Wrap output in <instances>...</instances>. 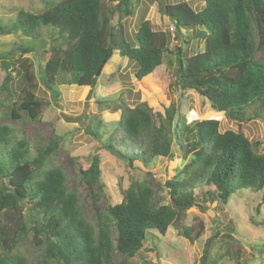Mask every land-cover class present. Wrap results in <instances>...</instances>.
Returning <instances> with one entry per match:
<instances>
[{"label": "trees", "instance_id": "obj_1", "mask_svg": "<svg viewBox=\"0 0 264 264\" xmlns=\"http://www.w3.org/2000/svg\"><path fill=\"white\" fill-rule=\"evenodd\" d=\"M204 1L198 10L188 1L163 4L160 10L173 21L172 31L154 30L151 21L143 19L130 35L123 21L135 16L134 0H43L39 12L21 10L11 25L0 24V34L21 33L36 40L44 27L55 29L59 43L43 49L42 83L49 90L60 84L95 87L98 69L116 50L136 64L139 81L174 54L176 71L169 84L199 93L214 110L242 122L250 105L264 107V63L257 58V52L264 53V0ZM172 39L181 42L171 48ZM193 40H200L203 50L187 55L184 43L189 46ZM35 51V46L16 43L15 49L0 53L7 72L0 91L8 94L5 108L12 119L26 115L37 120L45 109L46 101L36 93L33 63L22 62L24 73L15 69L17 59ZM171 64L170 60L169 76ZM13 70L25 80L16 97L11 91ZM116 109H122V114L111 134L121 130L123 138L139 147L127 156L109 139L111 154L133 167L136 161L148 166L153 158L180 153L182 169L166 182L171 202L158 203L154 187L134 179L122 202L107 209L96 205L92 221L69 174L53 163L60 138L53 136L33 155L30 141L18 140L13 128L0 122V264H32L16 250L19 239L29 236L31 229L35 244L43 249L42 264H116L117 253L126 257L127 264L128 257L142 250L151 230L165 235L170 226H178L188 209L207 210L217 198L227 205L243 189L264 190L262 144L244 132H221L217 119L191 123L186 115L179 116L174 104L164 113H154L147 102L134 107L123 102ZM105 129L104 121L93 118L86 127L90 135L103 138L109 132ZM79 172L89 188L104 193L100 157ZM184 235L192 240L188 231ZM209 249L202 263L217 264Z\"/></svg>", "mask_w": 264, "mask_h": 264}, {"label": "rangeland", "instance_id": "obj_2", "mask_svg": "<svg viewBox=\"0 0 264 264\" xmlns=\"http://www.w3.org/2000/svg\"><path fill=\"white\" fill-rule=\"evenodd\" d=\"M180 1H188L196 10L205 4L204 0H134L135 16L127 17L123 22L130 35H134L143 19L150 20L154 30L172 31L173 21L161 12L160 7ZM43 6V0H0V24L11 25L21 10L39 12ZM57 37L52 27H44L36 40L23 37L21 33L0 34V53L15 49L16 43L36 47L35 52L24 54L15 61V69L24 73L22 62L25 65L33 63L38 83L36 93L46 101L39 119H31L26 115L22 119H12L5 108L9 103L8 94L0 91V122L13 128V134L18 140L25 138L30 141L33 155L41 145L49 143L53 136L60 138L61 145L53 163L60 165L69 174L70 184L79 193L81 206L90 220L95 221L96 205L107 209L109 205L122 202L125 189L134 179H143L153 186L158 203H170L166 182L181 171L184 163L178 151L173 158H153L148 166L136 161L133 167L127 160L111 154L107 148L109 139H113L115 148L127 156L134 155L139 147L123 138L121 130L111 134L122 114V109H116V106L123 102L131 107L147 102L154 113H164L174 104L179 116L186 115L191 123L217 119L221 132L242 131L251 141H260L261 152H264V107L260 108L258 103H254L246 109L244 121L231 120L224 113L214 110L211 102L199 93L171 86L169 82L174 79L176 71L174 54L167 55V63L156 69L154 74L139 81L135 77L136 64L123 58L116 50L98 76L95 87L60 84L54 90L47 89L42 83L45 64L43 49L58 44ZM180 42L172 39L170 47L174 48ZM185 48H188L186 54L191 55L202 51L203 43L193 40ZM257 58L264 63L263 52H257ZM170 60L169 76L166 70ZM13 73H17V70H13ZM20 73L15 74L11 83L14 97L25 83ZM6 75L0 61V89ZM91 118L106 123L105 130L109 132L104 138L87 133L86 127ZM97 156L100 157L105 185L102 194H98L96 187L89 188L79 172L80 169L89 168ZM196 193L202 201V193L199 190ZM151 231L142 250L135 257H128L127 264H203L201 260L207 247L210 248V257L219 260L217 264H264V190H240L227 205L217 198L210 202L207 210L194 206L187 210V215L178 226H170L165 235L158 230ZM186 231L192 240L184 235ZM33 234L31 229L29 236L21 237L16 250L32 264H42L43 249L35 244ZM125 261L126 257L116 254V264H125Z\"/></svg>", "mask_w": 264, "mask_h": 264}, {"label": "water", "instance_id": "obj_3", "mask_svg": "<svg viewBox=\"0 0 264 264\" xmlns=\"http://www.w3.org/2000/svg\"><path fill=\"white\" fill-rule=\"evenodd\" d=\"M185 45H186V44L184 43V47H185ZM112 53H113V52H112ZM112 53H111V55H112ZM111 55H110V56H111ZM108 59H109V58H106V59L104 60V62L102 63V65L100 66V68L98 69V71H97V76L100 75V73H101L102 69L104 68L105 64L107 63Z\"/></svg>", "mask_w": 264, "mask_h": 264}]
</instances>
